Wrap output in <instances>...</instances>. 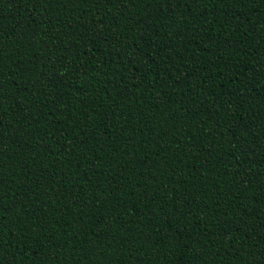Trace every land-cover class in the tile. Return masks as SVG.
I'll use <instances>...</instances> for the list:
<instances>
[{"label": "trees", "instance_id": "16d2710c", "mask_svg": "<svg viewBox=\"0 0 264 264\" xmlns=\"http://www.w3.org/2000/svg\"><path fill=\"white\" fill-rule=\"evenodd\" d=\"M0 264H264V0H0Z\"/></svg>", "mask_w": 264, "mask_h": 264}]
</instances>
